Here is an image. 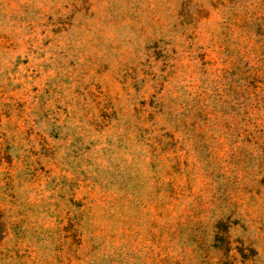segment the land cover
Listing matches in <instances>:
<instances>
[{"label":"rangeland","instance_id":"obj_1","mask_svg":"<svg viewBox=\"0 0 264 264\" xmlns=\"http://www.w3.org/2000/svg\"><path fill=\"white\" fill-rule=\"evenodd\" d=\"M0 264H264V0H0Z\"/></svg>","mask_w":264,"mask_h":264}]
</instances>
